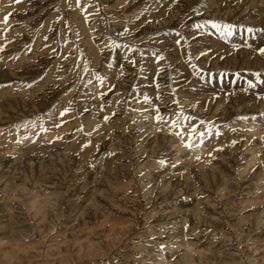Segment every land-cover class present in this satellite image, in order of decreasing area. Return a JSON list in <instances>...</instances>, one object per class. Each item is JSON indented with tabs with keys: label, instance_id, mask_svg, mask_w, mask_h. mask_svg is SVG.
I'll return each mask as SVG.
<instances>
[{
	"label": "rangeland",
	"instance_id": "1",
	"mask_svg": "<svg viewBox=\"0 0 264 264\" xmlns=\"http://www.w3.org/2000/svg\"><path fill=\"white\" fill-rule=\"evenodd\" d=\"M260 29L264 0H0V264H264Z\"/></svg>",
	"mask_w": 264,
	"mask_h": 264
},
{
	"label": "snow or ice",
	"instance_id": "2",
	"mask_svg": "<svg viewBox=\"0 0 264 264\" xmlns=\"http://www.w3.org/2000/svg\"><path fill=\"white\" fill-rule=\"evenodd\" d=\"M15 2L19 3L20 0H15ZM76 6H77V7H81V0H76ZM90 6H91V5H84L83 8H82V10H86L87 7H90ZM69 7H71V5H69ZM7 20H8V16L5 15V17H4V21L7 22ZM209 24L211 25V27H212L213 29H216V30L224 29V30H226V31L228 32V35H231V34H232L231 29L235 27L234 25H231V24H221V23H219V22H217V21H215V20H207V21H205L203 24H194L193 27H194V28H197V29H200V28H204V27H206V26L209 25ZM241 27H243V26H241ZM7 30H8V29H5V31H7ZM246 31H247L248 33H253L254 31H256V29H254V28H252V27H248V28L246 29ZM260 31H264V29H260ZM45 39H47V37H45ZM114 43H115V42H113V44H114ZM176 43L179 44V43H180V40H176ZM126 47H127V46H126ZM0 50H2V46H0ZM127 50H128V51H131L132 49H131V47H128ZM53 51H55V50H53ZM257 51H258L261 55H264V47H259V48L257 49ZM155 58H156L157 60L162 59L161 56H156ZM85 71H87V64L85 65ZM255 75H256L257 77L260 76L259 73H256ZM97 79H98L101 83H103L104 77H100V76H98ZM248 83H249V86H250V87L253 86L251 80H249ZM112 87H115V86L113 85ZM157 98L159 99L160 97L158 96ZM143 99H144L145 102H148V101H149V97H148L147 95H145V96L143 97ZM173 103L178 104V101L174 100ZM69 110H70L69 108L65 107V108L60 112V116L63 117L66 113L69 112ZM181 111H182V110H181ZM156 113H157V115H156L155 119H156L157 121L162 120L163 117L159 114V106H156ZM113 115H114V114H113ZM261 115H264V113H262ZM107 119H109V117H105V120H107ZM238 119H248V117H247V116H241V117H238ZM252 119H255V117L253 116ZM184 120L187 121V120H188V117L185 116V117H184ZM205 123H207V122H205V121H201V127H203V125H204ZM56 126L59 127V125H56ZM97 127H98V126H97ZM171 127H172L173 129H176V128H184V125H181V124L179 123V114H178V116H177V119H175V120L172 121ZM201 127H197L195 124H191V125H189L188 130H187V139L184 138V136H183V134H182L181 131H177V132H175L174 134H175L176 136H178V137L181 138V141H182V143H183V146H184L186 149H191L193 146H200V145H203L204 142H205V136L207 135V136L210 137V136L212 135L211 128H205L203 131H201ZM81 130H82V126H81ZM158 130H159V129H158ZM41 131H46V129L43 128V126H41ZM234 131H235V130H234ZM88 135H91V133H89ZM216 135H217V136L220 135L219 130H217ZM58 138H59V137H58ZM196 141H198L199 143H198V144H195ZM232 143L235 144L236 141H232ZM86 146H87V145H84V146H82V147H86ZM222 150H223V149H222V148H219V147L216 148V149H213V151H222ZM208 154H209L210 156L212 155L211 152H209ZM213 158H215V157H213ZM197 159H199V157H197ZM160 163H161V164H164L165 161H164V160H161ZM174 166H175V165H173V167H174ZM186 227H187V225H186ZM163 247H164V245H160V248H161V249H163Z\"/></svg>",
	"mask_w": 264,
	"mask_h": 264
},
{
	"label": "bare ground",
	"instance_id": "3",
	"mask_svg": "<svg viewBox=\"0 0 264 264\" xmlns=\"http://www.w3.org/2000/svg\"><path fill=\"white\" fill-rule=\"evenodd\" d=\"M219 40V39H218ZM218 40H215V42L217 43L218 42ZM221 47V46H220ZM254 59V58H253ZM256 59V58H255ZM249 60V59H248ZM257 60V59H256ZM254 63V62H253ZM195 144H198L197 142H195ZM195 149H198V148H200L201 146H193ZM194 154H196V153H194ZM193 155V154H192ZM197 156V155H196ZM249 163H252V158H250V160L248 161ZM189 248V247H188ZM175 262V261H174Z\"/></svg>",
	"mask_w": 264,
	"mask_h": 264
}]
</instances>
